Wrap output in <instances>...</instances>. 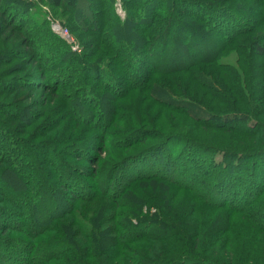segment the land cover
Segmentation results:
<instances>
[{"label": "trees", "instance_id": "trees-1", "mask_svg": "<svg viewBox=\"0 0 264 264\" xmlns=\"http://www.w3.org/2000/svg\"><path fill=\"white\" fill-rule=\"evenodd\" d=\"M44 1L71 13L61 22L83 51L53 30L58 10L35 15ZM77 1L0 0V38L28 31L22 47L0 52V68L22 61L0 72V264H227L192 250L201 226L190 221L203 209L216 216L209 238L229 227L264 235V0H121L124 20L116 0H91V15ZM228 50L239 71L220 61ZM211 67L234 82L208 79ZM187 86L222 102L228 91L229 111ZM32 89L64 99L39 114L47 100L21 93ZM132 91L161 110L122 102ZM207 131L241 139L224 145ZM157 181L200 203L184 217L159 210L144 186Z\"/></svg>", "mask_w": 264, "mask_h": 264}, {"label": "rangeland", "instance_id": "rangeland-1", "mask_svg": "<svg viewBox=\"0 0 264 264\" xmlns=\"http://www.w3.org/2000/svg\"><path fill=\"white\" fill-rule=\"evenodd\" d=\"M12 2H14V0H4L3 3L4 4L5 3L11 4ZM37 7H38V9H35L36 10L35 12H37V14L35 13V15H37V17H39V18H41L42 14H43L42 11L43 12L44 11L49 12V10H54V11L58 10V15H60V17L56 20L52 19V21H51L52 27H53V23L59 24L63 30H65L69 33L71 38L68 40L65 38L64 39L69 44L73 45L72 46L73 51L80 53L81 51L84 50L82 47L83 46L82 44H85V43L83 41L82 42L77 41L75 39V37H73L70 34L69 30L67 28H65V24L61 22V18L64 19L65 21H68L71 18L70 12L69 13L67 12V14L66 13L61 14V10L59 8H55L54 6L48 4L46 1L40 2V4H37ZM82 8H85V10L89 11L90 15H91V13L93 14L94 10H95L94 5L91 4V0H84V1L79 0V1H77L76 2V9L81 10ZM115 9H116V13L121 17L122 20H124L125 16H126V12L123 8V4H122L121 0H116ZM6 15H8V13H6ZM1 20L2 19L0 17V26L2 24ZM11 20H13L12 17H11ZM18 25H20V24H18ZM63 25H64V27H63ZM20 27L16 28L15 33H12V34H14L13 37L11 35V38L9 40H6V35H3L2 38H0V52L7 49V48L22 47V46H20L19 37H21V34H25L28 31H26L24 29H23V31L18 30ZM79 34L80 33L77 32L74 35L78 36ZM59 36H61V35L59 34ZM61 38H62V36H61ZM75 47L77 48V50L73 49ZM23 50L26 52L27 47L23 48ZM230 52L231 53H229V50H228L224 54H222L220 61H222L226 64H230L232 66V68L235 67V68H237V71H239L238 55L233 50H231ZM107 61L108 60L106 59L104 62H107ZM21 62H22L21 60H14L11 62V64L0 68V72H2L3 70L11 69L13 66L20 64ZM32 65L34 66V68L32 67V70L33 69L36 70V67H38V66H35L33 64V62H32ZM219 73L220 72L216 67H211V69H208V70L205 69V75H207L208 79L211 78V80L212 79L213 80H219V79L224 80L223 82L228 86H229V83H232V81L234 82V76L235 75L231 76L232 80H230L229 73L228 74H224L223 72L221 74H219ZM165 80H158L154 83V85L155 84H157V86L162 85V86H165L168 89L172 90L170 88L171 87L170 83L165 81ZM167 83H168V85H167ZM198 88L200 89L199 86H198ZM198 88L190 89V87H188V89L187 88L184 89V92H187L189 96L192 95L194 97L200 96L201 98H207L206 96H208V94L204 95V93H205V92H203L204 90L201 89V92H199ZM33 91H35V89L27 90L24 92L20 91V92L22 94H27L31 97V95L29 93H31ZM246 92L248 94L250 92L249 97L253 96V91H249L248 89H246ZM31 98L32 99L30 102H33L36 104V101H39L37 103L38 105L45 103V100H47L46 103L42 107H38V109H36L37 112H39V114H43V112H46L47 114H49L51 112L50 111L51 108L53 110H57V108H56L57 104L62 102V100L64 99V98H62V94H59V96L50 95L46 98L43 96L42 92H40V91L33 92ZM207 99L208 100H206V101H208V104H211L210 110L217 111V112H228L229 111V103L232 102V101L227 100V99H229V92L228 91L226 92V94H224V100H226L227 102H222L220 99L214 98V96L208 97ZM125 100L128 103L135 104V108H137L138 106H141L142 108H146V111L149 112L151 115H153V114L157 113L159 110H161L160 107H155L154 104L149 105L151 103V98L146 97V93L141 92V91H132L130 93V95H128L126 98L122 99V102ZM219 102H221V103H219ZM166 113H168V111ZM164 117L165 116H162L163 119H164ZM162 118H161L160 122H158V121L157 122L160 125L164 126L165 122L163 121ZM69 119L65 117V119H64L65 123H63L62 126H64L66 124V121H68ZM41 120H43V119H41ZM41 120L38 122H41ZM176 128H178V127H175V129ZM109 134H110V136H108V138L106 139V141H105L106 144L103 147V149L100 146V148L98 147V150L97 151L95 150L94 153L92 154V155H95L97 160L102 159V158H106L108 156L107 152L109 153L111 151V144L114 142V141L112 142V140L114 138L112 137L111 131ZM205 134L206 135H204V136L205 137L209 136V139L210 138H216L217 136L226 137L225 139L220 138V140L222 142L221 144H224V145L229 144V142L234 141V139L237 142H239L241 139V137L236 136V135L231 137L232 135L225 134V133H214L213 131H207V132H205ZM92 136H93V137H91L92 139H96V141H98V145L101 144L102 141L100 140V137L96 138V135H94V134H92ZM253 138H255V137H253ZM253 138L252 139L250 138V139L253 140ZM251 140H247L248 148H249V146H250V148H251V146H253V143ZM150 142H151V140H149L147 144L145 143V145H149L152 143V142L151 143ZM83 144H87V140ZM85 149H87V147H84V150ZM122 152H124V151H122ZM74 162L78 163V164L81 163V161H78V160H76ZM87 164L88 163H86L85 166H88ZM157 182H158V184H152V182L145 183L144 186L147 187L149 192L152 191L153 194H156V200L158 201L157 206H158L159 210L170 211L172 214H174V217H177L179 212H180V215L184 217V215L187 214V211L189 210L190 205L192 204L194 206V204H196V202H198L197 200L195 201V199H194L195 202L192 203L193 202L192 196L184 190L171 187V186L163 183L162 181H157ZM161 185L164 186V188H160L159 186H161ZM198 203H200V202H198ZM88 205H89V208H91L92 205L91 204H88ZM199 207L201 209V206H199ZM82 214L86 215V213H82ZM209 215L212 216V213L211 214L209 213L207 216V213H205V210H203V209H201L199 212H196V211H195V213L192 212V214H191V217L193 220V221H190L191 222L190 224H192L191 229L193 230L196 228V226H201L200 227V230H201L200 239H197L196 243H194L195 240H192V246H193L192 250L197 248V250H195L196 251L195 253L205 255L207 257H211V258H215V259H217V258L222 259L227 264H264V235L263 234L262 235L258 234V231H254V230H250L249 233H247L246 230H244V228L239 229L238 227H235V228L229 227L227 237L221 238L219 240H214L215 236H211L209 238L208 233H206L207 230L209 232L211 229L209 227V223H210V219H211V218H209ZM183 217H181V218H183ZM212 217H216V216H212ZM220 219L225 220V218H220ZM187 225H188V221H187ZM204 233L206 234V236ZM212 233H213V231H211V233H209V235H212ZM192 250H189V251H192ZM131 257H135V255L132 254L131 252H129V253L127 252V260L131 261L132 260Z\"/></svg>", "mask_w": 264, "mask_h": 264}, {"label": "built area", "instance_id": "built-area-1", "mask_svg": "<svg viewBox=\"0 0 264 264\" xmlns=\"http://www.w3.org/2000/svg\"><path fill=\"white\" fill-rule=\"evenodd\" d=\"M52 28H53V30H54L56 33L60 34L63 38H65V39H67V40L71 38L70 35H69V33H68L67 31L63 30V29L60 27L59 24H53V27H52ZM73 49L77 50L76 47L73 48Z\"/></svg>", "mask_w": 264, "mask_h": 264}]
</instances>
